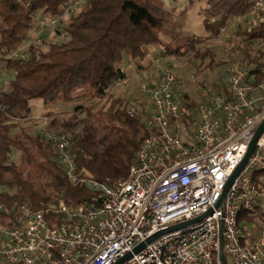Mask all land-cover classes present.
<instances>
[{"label":"built area","instance_id":"built-area-1","mask_svg":"<svg viewBox=\"0 0 264 264\" xmlns=\"http://www.w3.org/2000/svg\"><path fill=\"white\" fill-rule=\"evenodd\" d=\"M87 1L71 0L61 15L42 16L26 45L13 51L0 45V88L9 84L6 75L12 77L4 73L6 61L26 58L33 42L67 22ZM248 14L237 24L254 28L264 23V0H251ZM161 63L158 77L136 88L145 96L141 104L128 107L129 114L144 117L148 133L126 179L98 181L79 170L70 130L42 128L69 182L95 195L77 205L58 196L36 209L31 202L8 205L0 191V264H115L129 253L119 264H223L222 250L231 264H264V223L239 220L242 210L264 207V131L220 203L264 120V79L234 62L226 74L228 94H210L186 108L177 72ZM38 119L49 124L46 115Z\"/></svg>","mask_w":264,"mask_h":264},{"label":"trees","instance_id":"trees-1","mask_svg":"<svg viewBox=\"0 0 264 264\" xmlns=\"http://www.w3.org/2000/svg\"><path fill=\"white\" fill-rule=\"evenodd\" d=\"M70 1L0 0V45L7 51L16 50L29 36L39 11L42 16H59ZM250 5L251 0H207L204 27L208 35L187 40L175 48V54L190 55L203 70L213 68L217 64L214 41L229 20L247 14ZM164 24L165 18L152 11L146 0H88L67 22L54 28L67 35L65 40H48L49 31L31 44L26 58L6 61L4 73L12 77L0 88V191L8 205L31 202L37 209L58 196L77 205L95 195L85 185L69 182L56 150L37 126L33 131L23 125L28 120L39 122L32 116L35 100L73 108L60 126L72 133L71 149L79 170L88 171L98 181L126 179L148 127L144 117L127 112L136 102L117 95L113 88L125 81L127 60L142 59L146 46L163 44ZM234 36L237 42L231 43L228 57L239 53L240 65L264 79V46L256 45L264 44V23L254 28L237 24ZM215 87L220 94H228L226 82ZM184 97V107L196 106L195 100ZM56 113L57 109L45 114L48 128L57 121ZM100 121L108 128L104 134H99ZM259 215L264 222V213ZM259 215L256 209L242 210L239 220L255 223Z\"/></svg>","mask_w":264,"mask_h":264},{"label":"crops","instance_id":"crops-1","mask_svg":"<svg viewBox=\"0 0 264 264\" xmlns=\"http://www.w3.org/2000/svg\"><path fill=\"white\" fill-rule=\"evenodd\" d=\"M155 13L165 19V24L162 28L161 45H149L144 48L145 57L139 60H127L124 63V72L126 74L125 86L122 84L114 90L116 94L122 93L129 95L135 91V86L130 85L134 82L139 85L143 81V77L148 81L158 77V66L162 62H167L173 68L180 67L186 69L189 65H184V58L190 55L178 56L175 54V48L187 40L196 37H206L208 35L205 29V9L207 0H153ZM214 41L213 44H215ZM196 65V64H195ZM190 68V67H189ZM131 86L130 88H126ZM137 92V90H136ZM32 105H36V112L32 114L33 118L44 116L43 102L41 100L33 101ZM71 106L72 104H68Z\"/></svg>","mask_w":264,"mask_h":264},{"label":"rangeland","instance_id":"rangeland-1","mask_svg":"<svg viewBox=\"0 0 264 264\" xmlns=\"http://www.w3.org/2000/svg\"><path fill=\"white\" fill-rule=\"evenodd\" d=\"M150 2L153 5V0H146V2ZM155 7V6H154ZM153 6H151L152 11H155ZM42 17V12L39 11L37 16L34 19V22H37L38 19H40ZM250 17V14H245L242 16H240L239 18H234L229 20L226 28L224 29L223 34L220 36L219 39H216L217 41L214 44V48L216 50V54H217V64L213 67V68H209L207 67V69L203 70L202 68L198 67V63L196 60L192 59L190 56L187 58H184V65H189V67H186V69L184 68H180V67H176L173 68L175 70V72H177L179 78H180V95L181 99L180 101L182 103H184L185 97L184 95H188L190 99H193L195 101L200 100L201 98L208 96L210 94H216L219 93V89L217 87H215L216 85H221L223 82L226 81V74L228 71V68L231 67V65L236 62L237 64H240V57H239V53H234V55L230 58L228 57V49L231 48V43L233 42L234 44L237 42V39H235L234 36V30L237 27V23L238 22H244L245 20H247ZM165 19H167V17H164ZM66 22V21H65ZM64 22V23H65ZM67 38L66 34H58L54 31V28H51V34L48 38V40L50 41H63ZM231 41V42H230ZM28 42V40H25V42H22V46L26 45ZM257 46H261L263 47L264 44L262 45L261 43L259 44L256 43ZM197 62V63H196ZM163 64V63H161ZM165 64L169 65L167 62H165ZM196 64V65H195ZM164 65V64H163ZM173 67V66H172ZM143 81H148L147 78H142ZM11 80V76L6 75L4 77V82L8 83ZM140 83V82H139ZM124 86L126 83H122ZM122 84L116 86L115 88H113L114 90L116 88H118L119 86H121ZM130 85H133V87L135 86V91H132L133 93H130L129 95L126 94H122V93H118L117 95H121L124 98H130L133 102H136L135 104L139 103L141 104L142 100L145 98V96L139 95L138 94V90L136 89L138 84H135L134 82H130ZM131 86L128 85V87L126 88H130ZM131 89V88H130ZM133 90V88L131 89ZM137 90V92H136ZM142 99V100H141ZM78 102L81 103H85V100H79ZM133 104V103H131ZM61 104H57V105H53V104H44L43 103V109L45 110L44 113H47L49 111H55L57 109V113L56 118L57 121L55 122V124H53V126H51L50 128H48L47 130L49 131H55V132H61V131H69V130H65L63 129L60 124L62 119L68 118L71 114L70 111L73 110V108L69 107V109L67 108H63V107H58ZM36 105H33L32 107V114L36 112ZM66 110V111H65ZM36 119V118H35ZM39 122L36 121H24L23 125L26 127H29L31 130L34 131L35 127L37 126L38 129H40V131L42 130V128H46L48 127L45 126L44 123H42V120L39 119L37 120ZM36 123V124H35ZM99 123L102 124V129L100 130L99 134H104L108 128L106 127V124L104 121H100ZM36 127V128H37ZM20 153L17 154V162L20 161ZM15 155H12V158H16ZM262 181L264 182V174H262ZM1 190V189H0ZM260 213H264V207L262 208V210L260 212H258V215ZM263 220L261 219V216L259 215L256 219L255 224H263ZM227 258V257H226ZM227 262L228 264L230 263V260L227 258Z\"/></svg>","mask_w":264,"mask_h":264},{"label":"water","instance_id":"water-1","mask_svg":"<svg viewBox=\"0 0 264 264\" xmlns=\"http://www.w3.org/2000/svg\"><path fill=\"white\" fill-rule=\"evenodd\" d=\"M263 131H264V120H263V121L260 123V125L258 126V128H257V130H256V132H255V134H254V137H253V139H252L251 142H250V145H249V147H248V151H247V153H246V155H245L243 161L240 163V165L235 169V171L233 172V174L230 176V179H229V181H228V183H227V185H226V188L224 189L225 191H224V194H223L222 199L220 200V203H223V202H224L225 197H226V193H227V191H228L227 189L230 188V186L232 185L233 181H234L235 178H236V175L239 174V172L242 170V168H243V167L246 165V163L248 162V159H249V157L251 156V154H252V152H253V150H254V148H255V146H256V142H257L258 138L260 137V135H261V133H262ZM202 218H203V216H201V217H199V218H197V219H194V220L186 221V222H183V223H180V224H177V225L171 226V227H169V228H168L167 230H165V231L159 232V233H157V234L155 233V235H153V236H151L150 238H148L146 242L149 243V242L155 240V238L159 237L160 235H162V234H164V233H167V232L169 233V232H172V231L177 230V229L185 228V227H187V226H189V225H191V224H194V223L200 221ZM144 245H145V243L140 244V245L135 249V251L140 250ZM130 256H131L130 253L127 254L124 258L120 259V260L118 261V263H115V264H119V263H121L123 260L129 258ZM221 261H222L223 264H228V263H227V260H226V258H225V255H224L223 250H222V253H221Z\"/></svg>","mask_w":264,"mask_h":264}]
</instances>
